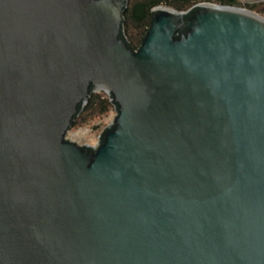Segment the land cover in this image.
Instances as JSON below:
<instances>
[{
    "label": "water",
    "instance_id": "1",
    "mask_svg": "<svg viewBox=\"0 0 264 264\" xmlns=\"http://www.w3.org/2000/svg\"><path fill=\"white\" fill-rule=\"evenodd\" d=\"M126 10L0 0V264H264V17L160 6L136 50Z\"/></svg>",
    "mask_w": 264,
    "mask_h": 264
},
{
    "label": "trees",
    "instance_id": "2",
    "mask_svg": "<svg viewBox=\"0 0 264 264\" xmlns=\"http://www.w3.org/2000/svg\"><path fill=\"white\" fill-rule=\"evenodd\" d=\"M201 3L244 8L264 17V2L249 4L244 3L242 0H127L123 37L130 47L137 50L151 27L155 8L160 6L170 7L177 11L185 12V18H188ZM112 111L117 113L110 96H105L102 92H92L85 107L80 106L73 126L79 122H87L94 120L96 117L108 115ZM103 133L99 137L100 143H102Z\"/></svg>",
    "mask_w": 264,
    "mask_h": 264
},
{
    "label": "rangeland",
    "instance_id": "3",
    "mask_svg": "<svg viewBox=\"0 0 264 264\" xmlns=\"http://www.w3.org/2000/svg\"><path fill=\"white\" fill-rule=\"evenodd\" d=\"M102 94L107 96V94L104 92H102ZM115 117L116 112L112 111L108 115L96 117L94 120L87 122H79L78 124L70 128L66 135V138L81 146H90L97 148L99 144L100 135L106 128L109 127V125L114 121Z\"/></svg>",
    "mask_w": 264,
    "mask_h": 264
}]
</instances>
